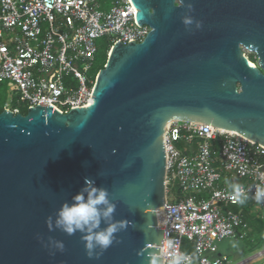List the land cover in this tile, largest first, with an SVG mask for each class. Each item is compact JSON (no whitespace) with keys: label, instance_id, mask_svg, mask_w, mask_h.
Returning a JSON list of instances; mask_svg holds the SVG:
<instances>
[{"label":"water","instance_id":"1","mask_svg":"<svg viewBox=\"0 0 264 264\" xmlns=\"http://www.w3.org/2000/svg\"><path fill=\"white\" fill-rule=\"evenodd\" d=\"M129 2L136 26L150 32L111 46L88 105L0 113V264H151L154 256L162 264L156 210L166 200L170 125L205 124L264 147V0ZM184 16L201 27L183 25ZM86 177L108 190L113 220L129 222L94 259L82 233L45 225Z\"/></svg>","mask_w":264,"mask_h":264},{"label":"built area","instance_id":"2","mask_svg":"<svg viewBox=\"0 0 264 264\" xmlns=\"http://www.w3.org/2000/svg\"><path fill=\"white\" fill-rule=\"evenodd\" d=\"M100 7L97 0H0V83L11 91L4 110L18 115L21 107L38 105L66 114L91 102L97 42L141 43L150 32L146 25L136 26L137 10L129 0H110L107 11ZM196 140L192 151L175 148ZM164 148L166 200L160 223L157 219L162 264H169L174 251L188 254L192 264H229L218 255V244L244 237L247 225L229 209L241 203L221 186L222 174L244 187L245 201L264 207L253 199L256 186H264V147L205 124L176 122L164 134ZM173 183L181 195L175 201L167 196ZM169 239L175 249L165 248ZM184 241L192 253L183 251Z\"/></svg>","mask_w":264,"mask_h":264},{"label":"clouds","instance_id":"3","mask_svg":"<svg viewBox=\"0 0 264 264\" xmlns=\"http://www.w3.org/2000/svg\"><path fill=\"white\" fill-rule=\"evenodd\" d=\"M181 3L185 5L183 0ZM186 5L190 11H193L191 3ZM181 22L185 26L195 24L197 29L201 27V22L194 20L192 16L182 17ZM229 187L233 201L244 203L247 199L244 187L240 184H230ZM109 195L107 189L95 186V182L86 177L84 188L72 198L71 204L63 203L60 206L54 222L51 216L46 218L45 225L48 231H53L55 227L67 236H73L77 232L82 233L85 254L90 259L98 258L114 242H118L116 234L129 226L128 221L113 220L116 205L110 201ZM253 199L257 204H264V186H256ZM102 222L107 226L101 228ZM37 239L40 240V237L38 236ZM49 242L54 246L56 252L64 251L65 245L62 241L49 238ZM41 243L44 246L42 240ZM164 246L167 249H175L176 247L175 242L171 239L166 240ZM151 264H159V258L152 257ZM169 264H192V258L188 254L174 251L171 254Z\"/></svg>","mask_w":264,"mask_h":264},{"label":"rangeland","instance_id":"4","mask_svg":"<svg viewBox=\"0 0 264 264\" xmlns=\"http://www.w3.org/2000/svg\"><path fill=\"white\" fill-rule=\"evenodd\" d=\"M100 4L101 10L107 11L110 7V0H97ZM97 46L101 47V51L98 55L97 62L95 67L90 73V76L95 75V71L100 67L104 59V53L107 49V44L105 41L100 40L97 42ZM246 56H252L253 54L244 51ZM10 89L7 87L6 83H0V109L3 110L5 104L9 103L10 100ZM21 111L25 112V109L21 107ZM227 174H222L224 183L221 186L225 185L227 188H230V180L228 179ZM247 211L253 216H255L260 225L261 229H264V207L259 205H254L252 201L246 205ZM260 230L251 229L247 232V236H238L237 238L225 239L219 245L220 256L226 255L230 259L232 264H238L244 262L250 258L256 257L246 264H264V254L258 256L264 251V237H259Z\"/></svg>","mask_w":264,"mask_h":264},{"label":"trees","instance_id":"5","mask_svg":"<svg viewBox=\"0 0 264 264\" xmlns=\"http://www.w3.org/2000/svg\"><path fill=\"white\" fill-rule=\"evenodd\" d=\"M107 49L105 50V53H104V59H103V62L102 64L100 65V67L95 71V75L97 74L98 71L102 70L104 65H105V62H106V59H107V54L110 50V46L107 44ZM101 51V47H99L98 49V52L96 54V58H95V63H94V66L93 68L95 67V64L97 62V58H98V55ZM251 64H253L252 60H249ZM93 70V69H92ZM3 110L0 109V113L2 112ZM20 114L21 115H26V110L25 112H22L20 111ZM197 144V140L193 142V144L190 146V147H186V146H183V144H178V145H175V148L178 150V151H185L186 152H189V151H192L195 146ZM261 162L264 164V158L261 159ZM231 184H234L233 182ZM229 190H231L230 188H228ZM167 196L171 198V201H175V199H179L181 198V195H180V190H179V187L177 186L176 183H173L170 187L168 186V190H167ZM247 203H249V201H244V203H242L240 206L238 207H231L229 208L232 212L234 213H237V214H240L243 218V221L245 222V224L247 225V228L250 230L251 229H256V230H260V234H259V237H264V229H261V225L258 221V219L251 215L249 213V211H247ZM183 251L186 252V253H192V247L191 245L187 242V241H184L183 243Z\"/></svg>","mask_w":264,"mask_h":264},{"label":"crops","instance_id":"6","mask_svg":"<svg viewBox=\"0 0 264 264\" xmlns=\"http://www.w3.org/2000/svg\"><path fill=\"white\" fill-rule=\"evenodd\" d=\"M236 183L238 184V182H236ZM236 183H234V184H236ZM249 230H250V228H249V229L246 228V230H245V236H247V232H248ZM222 242H223V241H221V242L218 244V255H220V253H219V245H220ZM263 254H264V251H263L262 253H260L258 256L263 255ZM222 256L227 257L226 255H222ZM254 258H256V257L250 258V259H248V260H246V261H244V262H240V263H238V264H246V263L250 262L251 260H253ZM228 261H229V264H232L229 258H228Z\"/></svg>","mask_w":264,"mask_h":264},{"label":"flooded vegetation","instance_id":"7","mask_svg":"<svg viewBox=\"0 0 264 264\" xmlns=\"http://www.w3.org/2000/svg\"><path fill=\"white\" fill-rule=\"evenodd\" d=\"M247 58H248V60H252V62H253V64L254 65H256L257 63V61H256V58H255V56L254 55H252V56H247ZM237 86V89L239 90V86H238V84L236 85Z\"/></svg>","mask_w":264,"mask_h":264},{"label":"bare ground","instance_id":"8","mask_svg":"<svg viewBox=\"0 0 264 264\" xmlns=\"http://www.w3.org/2000/svg\"><path fill=\"white\" fill-rule=\"evenodd\" d=\"M222 131H224V130H222ZM160 211H161V208H158L157 210H156V213L158 214V220H159V223H160Z\"/></svg>","mask_w":264,"mask_h":264}]
</instances>
